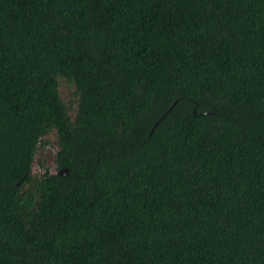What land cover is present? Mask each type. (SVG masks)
<instances>
[{
    "label": "trees",
    "instance_id": "1",
    "mask_svg": "<svg viewBox=\"0 0 264 264\" xmlns=\"http://www.w3.org/2000/svg\"><path fill=\"white\" fill-rule=\"evenodd\" d=\"M0 264H264V0H0Z\"/></svg>",
    "mask_w": 264,
    "mask_h": 264
},
{
    "label": "rangeland",
    "instance_id": "2",
    "mask_svg": "<svg viewBox=\"0 0 264 264\" xmlns=\"http://www.w3.org/2000/svg\"><path fill=\"white\" fill-rule=\"evenodd\" d=\"M58 147L53 138H50L48 145L40 147L33 162V172L41 173L44 170H54L56 168L54 159Z\"/></svg>",
    "mask_w": 264,
    "mask_h": 264
},
{
    "label": "water",
    "instance_id": "3",
    "mask_svg": "<svg viewBox=\"0 0 264 264\" xmlns=\"http://www.w3.org/2000/svg\"><path fill=\"white\" fill-rule=\"evenodd\" d=\"M164 115H165V114H164ZM161 119H162V117L159 118V120L155 123V126L158 124V122H159ZM45 171H46V170H44V172H45ZM50 172L58 173V174H66V173L68 172V170H67V169L58 170L57 168H55L54 170H50Z\"/></svg>",
    "mask_w": 264,
    "mask_h": 264
}]
</instances>
